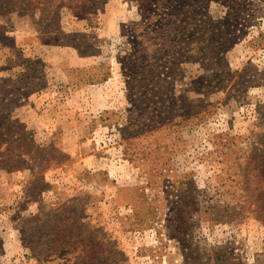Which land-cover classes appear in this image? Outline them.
Segmentation results:
<instances>
[{
  "label": "rangeland",
  "instance_id": "obj_1",
  "mask_svg": "<svg viewBox=\"0 0 264 264\" xmlns=\"http://www.w3.org/2000/svg\"><path fill=\"white\" fill-rule=\"evenodd\" d=\"M148 1L0 0V264H264V0Z\"/></svg>",
  "mask_w": 264,
  "mask_h": 264
},
{
  "label": "trees",
  "instance_id": "obj_2",
  "mask_svg": "<svg viewBox=\"0 0 264 264\" xmlns=\"http://www.w3.org/2000/svg\"><path fill=\"white\" fill-rule=\"evenodd\" d=\"M168 1H171V0H149L147 2V10H149L148 12V17L150 18V16H152L154 13L156 14L157 11H159L160 7H162V13L164 14V17H168V16H171L172 13H169V10H170V6L168 5ZM189 3V2H188ZM173 5V4H172ZM186 6H188V12H190V7H192V3L191 4H187ZM189 14V13H187ZM188 16L186 17V19L184 21H186V24L185 26H182V30L185 31L182 35L183 37L186 36V30L191 27L193 24L190 23L188 21ZM144 19V17H143ZM191 20V18H190ZM206 23V22H205ZM210 25L209 23H206L205 26H201V31H203V33H207V32H211V29H210ZM208 40V38L202 40V42ZM184 43H186V45H193L194 41H196V38L193 39V36L189 35V36H186V40L184 39L183 40ZM216 41V40H215ZM216 59H218L216 57ZM222 59V58H221ZM28 61H30L27 69V73L23 74V76L25 75V78L27 80V82H30V80L34 79V73L37 72V71H40L41 70V66L43 63H41L40 60H35V59H27ZM214 63H216L214 61ZM40 64V66H38ZM22 78V76L20 77V79ZM233 256V254H229V255H221L217 258V261H213V262H210V261H203V262H199V263H196V264H235L237 263L236 260H233L231 257Z\"/></svg>",
  "mask_w": 264,
  "mask_h": 264
}]
</instances>
